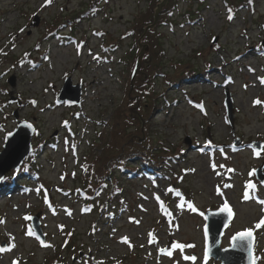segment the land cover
Returning <instances> with one entry per match:
<instances>
[{"label":"rangeland","instance_id":"obj_1","mask_svg":"<svg viewBox=\"0 0 264 264\" xmlns=\"http://www.w3.org/2000/svg\"><path fill=\"white\" fill-rule=\"evenodd\" d=\"M174 1L148 28L162 0H0V152L27 122L38 166L35 177L0 182V264H220L204 257V215L225 203L233 216L220 248L251 231L254 264H264V0ZM164 9L171 22L158 28ZM155 38L165 55L157 73ZM67 78L80 86L78 105L57 101ZM137 84L165 90L146 119ZM128 101L138 105L128 132L143 130L171 159L151 174L121 173L118 205L108 199L114 175L94 192L80 179L104 146L102 123Z\"/></svg>","mask_w":264,"mask_h":264},{"label":"trees","instance_id":"obj_2","mask_svg":"<svg viewBox=\"0 0 264 264\" xmlns=\"http://www.w3.org/2000/svg\"><path fill=\"white\" fill-rule=\"evenodd\" d=\"M199 3H202L203 0H196ZM175 4L179 2L178 0L174 1ZM164 12L159 16L158 19V28L163 26L164 22H171V17L169 14ZM165 13V14H164ZM151 19V17H150ZM152 21L150 20L149 23ZM141 22L137 21L134 25V30H138L141 34ZM108 46H115L113 44H108ZM149 58L152 61V72H158L159 67L162 65L164 60V51L161 49V44L154 39L153 43L149 47ZM127 60H123V64L126 65ZM191 73V72H190ZM188 73V74H190ZM156 77V75H154ZM183 77V76H182ZM179 78L173 79L171 83H175ZM127 84V88H128ZM165 91V90H164ZM164 91L155 94H149V89L144 87L143 84H137L132 91L134 100L137 98L148 102L144 104L146 114L143 115L142 119H146L151 113V110L155 108L156 104L161 103V98L165 101ZM130 101L127 104H121L117 106L112 112L109 119L102 123L103 130L100 132L101 137H98V140H102L104 146L102 147L101 153L98 157H90V162L83 166L84 173L81 176V181L83 184H86L87 189H91V192H94L99 187L108 182L109 175H114L111 178L112 189L108 196V199L113 201L114 197L118 199V205L121 202L120 197L123 194V187L121 186L119 175L126 174L128 176L136 175L140 172L145 174L153 173V168L151 163H160L163 160L171 159L166 152V148L162 146L159 142L153 141L143 130L136 129V133H130L128 130L133 127L134 119L130 115V110L135 108L138 105H135L133 108L132 104L130 107H127ZM148 115V116H147ZM142 116V115H140ZM144 121V120H143ZM99 134V133H98ZM99 135V136H100ZM105 135V138H103ZM108 139V141H106ZM97 141H94V145ZM37 152V150H36ZM35 151L32 150L31 154L24 160L22 166L16 171L13 176L5 177L3 180L7 185L9 182L15 184L16 177L19 174L26 173L32 177L36 176L38 166L34 164V155ZM3 181V182H4ZM120 210V209H119ZM116 211V212H119Z\"/></svg>","mask_w":264,"mask_h":264},{"label":"water","instance_id":"obj_3","mask_svg":"<svg viewBox=\"0 0 264 264\" xmlns=\"http://www.w3.org/2000/svg\"><path fill=\"white\" fill-rule=\"evenodd\" d=\"M166 0L157 6L154 13L153 24L148 26L151 28L157 20L158 14ZM32 26L37 25V19ZM147 28V29H148ZM144 32H146V30ZM144 35V34H143ZM264 47V42H262ZM10 85H13V79L9 81ZM80 86L72 87L70 79L67 78L64 85L57 97L58 102H69L78 105L80 103ZM75 90V94L67 95L69 90ZM224 107L226 110V117L229 125H233V108L229 96H226L224 100ZM34 132V128L31 124L23 121H19L16 129L7 133L4 137V145L0 152V182L4 178V175L10 170L18 169L24 162L25 158L30 154L31 138ZM189 145V142H187ZM237 144V143H236ZM251 146L260 148L257 144H251ZM262 166L258 167L255 171V178L257 181L262 182ZM224 205L217 210L207 211L205 213V258H212L215 261H220V264H254V234L251 232V236H245L243 239L239 237V234H235L230 240V245L225 248H220V240L223 236L225 229L232 220V215L229 216L227 211H222ZM31 229L37 234L39 240L43 241L40 229L38 228V217L31 218ZM245 233V232H244ZM60 264V263H57Z\"/></svg>","mask_w":264,"mask_h":264},{"label":"snow or ice","instance_id":"obj_4","mask_svg":"<svg viewBox=\"0 0 264 264\" xmlns=\"http://www.w3.org/2000/svg\"><path fill=\"white\" fill-rule=\"evenodd\" d=\"M51 2H52V0H45V6L51 4ZM229 18H231V17H229ZM262 82H264V81H262ZM32 103L35 104V101H33ZM254 103L259 104V103H261V101L257 100V101H255ZM255 154H256L257 156H259V152H256ZM248 187L251 188V187H254V186H253V185H249ZM245 199H248V194H247V193H245ZM222 211H227L229 216L232 215V211H231V209L228 207L227 203H225L224 208L222 209ZM261 223L264 224V220H262ZM257 227H259V225H257ZM245 236H251V232L249 231V232H245V233H240V234H239V237H240L241 239H243ZM123 242L128 243L127 238H124V241H123ZM176 247L180 248V247H182V246H181V245H176ZM167 254H168L169 256H171V253H167ZM14 264H15V262H14Z\"/></svg>","mask_w":264,"mask_h":264}]
</instances>
